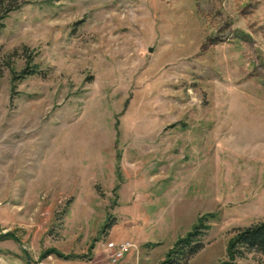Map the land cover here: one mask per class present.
<instances>
[{
	"label": "rangeland",
	"instance_id": "374dc122",
	"mask_svg": "<svg viewBox=\"0 0 264 264\" xmlns=\"http://www.w3.org/2000/svg\"><path fill=\"white\" fill-rule=\"evenodd\" d=\"M18 1L0 29L9 254L158 264L207 214L186 264L225 258L238 228L264 220V0ZM124 240L112 260L107 243Z\"/></svg>",
	"mask_w": 264,
	"mask_h": 264
},
{
	"label": "trees",
	"instance_id": "16d2710c",
	"mask_svg": "<svg viewBox=\"0 0 264 264\" xmlns=\"http://www.w3.org/2000/svg\"><path fill=\"white\" fill-rule=\"evenodd\" d=\"M21 3L18 0H0V29L4 25L3 19L9 11L18 8ZM35 63L25 65L20 73H15L13 79L23 77L27 73L36 72ZM207 214L199 217L198 223L186 234L177 238L175 243L169 248L166 255L158 264H186L188 259L203 246L201 236L210 226ZM212 214H209L211 216ZM208 216V217H209ZM207 221V222H206ZM5 236H12L6 233ZM246 250H256L264 253V220H258L249 225L238 228L229 238L226 247V257L220 259L214 264H249L243 263L238 258L243 255ZM60 257L68 259L70 255L63 254L58 250H54Z\"/></svg>",
	"mask_w": 264,
	"mask_h": 264
},
{
	"label": "crops",
	"instance_id": "0c3cea01",
	"mask_svg": "<svg viewBox=\"0 0 264 264\" xmlns=\"http://www.w3.org/2000/svg\"><path fill=\"white\" fill-rule=\"evenodd\" d=\"M1 229H0V232L3 233V234H6V233H12L10 230H8L7 227H3L1 226ZM12 235V234H11ZM17 244H19L18 240H16L15 238L13 237H8V238H4V239H0V247L1 245H4L5 248L11 250L12 252H8V253H2L0 251V263H5V264H21V260H20V257L16 256V257H13L11 256V254L14 252V253H17L18 252V246ZM11 253V254H9Z\"/></svg>",
	"mask_w": 264,
	"mask_h": 264
},
{
	"label": "built area",
	"instance_id": "2783aa9c",
	"mask_svg": "<svg viewBox=\"0 0 264 264\" xmlns=\"http://www.w3.org/2000/svg\"><path fill=\"white\" fill-rule=\"evenodd\" d=\"M131 240H124L119 242L109 241L107 247L112 250V260L122 258L125 253L134 246Z\"/></svg>",
	"mask_w": 264,
	"mask_h": 264
}]
</instances>
